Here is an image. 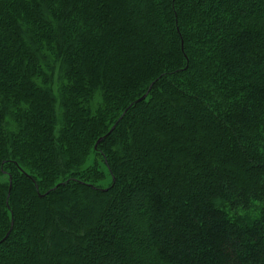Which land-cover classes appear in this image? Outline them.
Segmentation results:
<instances>
[{
	"label": "trees",
	"instance_id": "1",
	"mask_svg": "<svg viewBox=\"0 0 264 264\" xmlns=\"http://www.w3.org/2000/svg\"><path fill=\"white\" fill-rule=\"evenodd\" d=\"M0 264H264V0H0Z\"/></svg>",
	"mask_w": 264,
	"mask_h": 264
},
{
	"label": "rangeland",
	"instance_id": "2",
	"mask_svg": "<svg viewBox=\"0 0 264 264\" xmlns=\"http://www.w3.org/2000/svg\"><path fill=\"white\" fill-rule=\"evenodd\" d=\"M96 100H97V102L99 101V97H96ZM91 159V161H92V165L94 164V163H96V164H98L97 166H98V169L103 173H105V174H107L106 172H105V168H104V166L102 165V163H101V161L98 159V158H95V157H91L90 158ZM102 183H105V181H103ZM102 185H104V184H102Z\"/></svg>",
	"mask_w": 264,
	"mask_h": 264
},
{
	"label": "water",
	"instance_id": "3",
	"mask_svg": "<svg viewBox=\"0 0 264 264\" xmlns=\"http://www.w3.org/2000/svg\"><path fill=\"white\" fill-rule=\"evenodd\" d=\"M144 98H145V96H144L141 100H143ZM102 140H103V138L99 139L98 142H97V144H96V146H97Z\"/></svg>",
	"mask_w": 264,
	"mask_h": 264
}]
</instances>
